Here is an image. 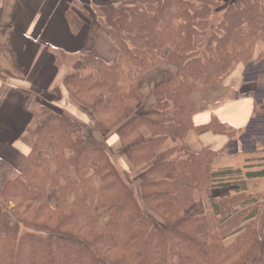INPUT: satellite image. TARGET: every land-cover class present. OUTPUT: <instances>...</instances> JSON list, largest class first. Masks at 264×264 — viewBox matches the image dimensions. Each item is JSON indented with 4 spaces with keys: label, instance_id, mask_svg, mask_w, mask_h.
Listing matches in <instances>:
<instances>
[{
    "label": "trees",
    "instance_id": "1",
    "mask_svg": "<svg viewBox=\"0 0 264 264\" xmlns=\"http://www.w3.org/2000/svg\"><path fill=\"white\" fill-rule=\"evenodd\" d=\"M100 11L118 58L96 63L84 50L64 84L103 126L118 125L140 192L85 126L44 106L23 169L0 191V264H264V195L241 186L210 199V219L183 216L199 189L229 186L234 170H212L224 150L182 144L195 128L192 93L258 59L264 0H110ZM69 19L83 27L75 13ZM163 63L177 71L156 86V107L131 114L143 98L139 79ZM204 128L230 139L244 130L217 121ZM256 177L264 169L248 171Z\"/></svg>",
    "mask_w": 264,
    "mask_h": 264
},
{
    "label": "crops",
    "instance_id": "2",
    "mask_svg": "<svg viewBox=\"0 0 264 264\" xmlns=\"http://www.w3.org/2000/svg\"><path fill=\"white\" fill-rule=\"evenodd\" d=\"M109 1L0 0V169L6 170L3 173L0 170V191L13 178L12 174L16 176L23 169L34 140L30 129L46 104L65 110L71 118L84 124L94 120V113L91 115L71 97L64 81L77 69L84 50L93 52L96 63L116 62L118 47L100 29L103 19L97 17V10ZM71 13L83 21L81 29L72 27ZM252 65L244 67V76L264 73V67H256L251 72ZM166 66L175 68L163 63L158 69ZM241 66L224 84L204 92L206 107L195 111V128L182 141L187 150H224L231 141L226 134L199 127L217 121L229 128L244 129L253 120L257 99L252 93L242 92ZM141 88L148 94L152 85L143 81ZM230 91L236 94L228 98ZM150 100L143 101L140 107L147 111L154 104ZM137 111L133 114H139ZM113 132L122 147L117 130ZM52 152L50 148L49 153ZM125 158L129 160V153ZM244 159L245 154L232 161L238 163Z\"/></svg>",
    "mask_w": 264,
    "mask_h": 264
},
{
    "label": "rangeland",
    "instance_id": "3",
    "mask_svg": "<svg viewBox=\"0 0 264 264\" xmlns=\"http://www.w3.org/2000/svg\"><path fill=\"white\" fill-rule=\"evenodd\" d=\"M101 15L102 13L100 9L97 10V17L99 18ZM257 49L258 50L256 52L255 58H258V59L253 63L255 65L242 63L237 66L239 67L243 65L241 66L242 67V79H243V84H244L242 88L243 90L242 92L256 94L257 96L258 102H257V111L254 116L255 120L253 118L254 121L252 120L251 125H248L251 128H256V129L254 131L251 130L249 132L245 130L247 128L245 127L243 131L236 134L235 138L231 140L229 144H227L226 149H224V152L222 154H217L215 158L212 160L213 161L211 164L212 170L218 171L220 169H225V168H232L234 170V173H232L226 178V182L230 183L229 186H226V187L215 186V187L210 188L209 190L199 189L196 203L190 208L186 209L183 212V216L205 214L210 219V216L212 215L210 199L233 197L236 191L238 189H241V186L243 187L246 186L247 196H250V195L257 196L258 199L261 200L262 195H264V177L247 178L248 171H257V170L264 169V75L260 76V73L258 74L256 73V75L251 73L248 76L243 75V70H244V67L246 66L252 65V68L254 69H251L250 70L251 72H253L256 67L257 68L264 67V55H261L260 53L264 51V43L259 44L257 46ZM171 67L172 66L170 67L166 66L158 70H153V72L147 73L144 76H142L141 79H139L138 85L143 95V98L141 102L139 103L140 105L135 107V109L132 111L131 114L135 113V111L138 110L137 112L140 115H145L149 113L153 108L156 107L157 99L154 96L155 88L161 81L167 78L169 79L176 74V71H177L176 66H175L176 69L173 67L171 68ZM230 75H228L223 80L218 81L214 85L202 91L193 92L191 96L192 104H193V112L206 107L207 103L205 100L204 92L206 90L214 89L218 85L224 84L226 79ZM143 81L149 82V85H152V89L148 94H145L147 92L144 93L142 91L141 84H143ZM232 94L235 95L236 92L231 93L230 91L227 97L229 98L230 96H232ZM49 98L47 97L48 101L51 100V99L49 100ZM149 100L151 102L153 101L154 104L149 105V109L146 111L143 107H140V106H141V103H143V101L146 103V101H149ZM80 106L86 111H88L89 113H92L91 115H93L94 112L91 109H89L88 107H85L82 104H80ZM46 107H49L50 109L57 111V112L65 113L69 116V114L66 113L65 110H62L54 105L46 104ZM94 115L93 117H94L95 122L93 120L92 122H90L89 125L84 124L81 121H77V120L76 121L82 124L83 126H85L86 136H90L94 138L99 144H101L102 146L106 147L107 150H109V152L112 155L113 160L116 162L118 167L121 169L122 172H125V173L127 172V174L131 176L130 179H131L132 185L135 187L136 191L140 192V180L138 179L137 175H134V176L132 175V170H130L129 168V166H131L130 162L128 166V161L130 160L125 158L127 157V153H129V156H130L131 146L126 144L120 147L117 142L116 132H113L117 130L118 125L112 128H107L103 126L99 118L96 115L95 116ZM36 122L37 121H35V123ZM111 125L112 123L108 124V126H111ZM261 129H263L262 132H261ZM31 135L34 136L32 133ZM244 154H245V159L243 161L240 160L241 162H238V163L233 162L234 161L233 159L235 158L238 159V156H242V155L244 156ZM221 156H224L226 160L227 159L228 160L225 161L224 160L225 158L222 160H219L218 158ZM0 170H1V173L6 171L5 169L4 171L2 169ZM11 177H15V176L12 174ZM48 194L50 195V197L51 196L53 197L52 200H53V203L55 204L56 203L55 197L54 195H52V191L50 187L48 188ZM148 213L150 215L153 214L150 210H148ZM155 219H157L158 221H162L157 216L155 217ZM209 222H211V220ZM230 240H228L227 242H230Z\"/></svg>",
    "mask_w": 264,
    "mask_h": 264
},
{
    "label": "built area",
    "instance_id": "4",
    "mask_svg": "<svg viewBox=\"0 0 264 264\" xmlns=\"http://www.w3.org/2000/svg\"><path fill=\"white\" fill-rule=\"evenodd\" d=\"M256 99H257V96H256ZM257 102H258V100H257Z\"/></svg>",
    "mask_w": 264,
    "mask_h": 264
}]
</instances>
